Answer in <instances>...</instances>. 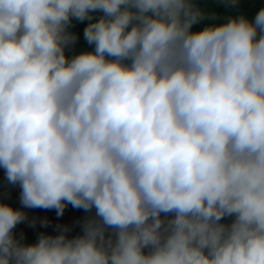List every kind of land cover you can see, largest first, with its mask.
<instances>
[{"label":"clouds","instance_id":"1","mask_svg":"<svg viewBox=\"0 0 264 264\" xmlns=\"http://www.w3.org/2000/svg\"><path fill=\"white\" fill-rule=\"evenodd\" d=\"M218 2L0 0V167L94 210L27 244L0 202V264H264V0Z\"/></svg>","mask_w":264,"mask_h":264},{"label":"crops","instance_id":"2","mask_svg":"<svg viewBox=\"0 0 264 264\" xmlns=\"http://www.w3.org/2000/svg\"><path fill=\"white\" fill-rule=\"evenodd\" d=\"M202 5L208 11H215L224 14L226 11H232L230 7H225L218 0H201ZM259 7V0H240V9L245 11H255ZM207 21L194 26L200 28ZM83 26L80 23L74 24V31L78 40L69 50L68 55L77 54L82 50H87L89 46L83 39ZM20 188L18 185H12L7 181L5 170L0 167V202L7 203L15 209L22 210L26 214V219L16 225L14 228L15 237L22 243H35L41 234L57 235L67 227L69 238L82 234V225L86 217L94 215V210L89 213L83 209L74 208L68 204L62 215H57L56 209L44 208H26L20 202ZM232 217L223 218L222 222L230 223ZM47 221V223H45Z\"/></svg>","mask_w":264,"mask_h":264}]
</instances>
